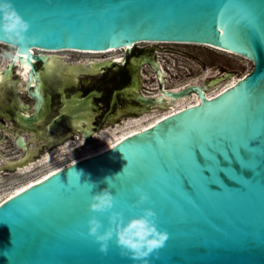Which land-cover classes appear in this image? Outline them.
Returning a JSON list of instances; mask_svg holds the SVG:
<instances>
[{"label": "water", "instance_id": "95a60500", "mask_svg": "<svg viewBox=\"0 0 264 264\" xmlns=\"http://www.w3.org/2000/svg\"><path fill=\"white\" fill-rule=\"evenodd\" d=\"M12 3L34 38L18 57L34 79L31 60L44 56L32 50L128 51L142 41L210 44L248 58L252 68L210 97L193 84L175 92L191 89L200 99L3 201L0 264H139L122 258L114 241L101 254L87 235V219L95 216L107 226L108 216L88 210V183L97 192L109 187L107 178L112 211L139 215L132 204L143 192L148 200L141 207L154 211L157 229L168 234L149 264H264V0ZM27 91L39 99L37 91ZM19 119L29 123L32 117ZM46 134L34 139L46 140ZM91 134L83 130L78 147L90 143ZM14 135V143L28 150L24 137Z\"/></svg>", "mask_w": 264, "mask_h": 264}, {"label": "flooded vegetation", "instance_id": "af4514ba", "mask_svg": "<svg viewBox=\"0 0 264 264\" xmlns=\"http://www.w3.org/2000/svg\"><path fill=\"white\" fill-rule=\"evenodd\" d=\"M35 54L46 55L45 51H35ZM104 56L96 58L57 54L43 60L32 59L37 74V79L32 84L29 83L28 73L24 79L16 69L17 64H13L11 71L15 78L5 77L0 86V124L3 127L0 130L47 133L49 130L56 132L57 128H62L64 134H59L58 139L48 138L47 141L44 140L42 147H38L42 153L75 137L71 132L81 135L85 129L95 131L114 128L124 121L140 119L145 115L150 118L158 114L164 117L188 106L173 110L177 101H186L189 97L197 98L198 101L200 99L191 89L186 90L182 96L174 95L175 92L199 83L204 86L203 92L209 93V87L220 85L221 81L226 80L225 66L211 68L200 57L172 46L135 45L117 56ZM177 56H184L191 62L184 65ZM205 69H209L212 74L201 80L199 76ZM29 71L33 77V71L30 68ZM178 71L184 73V77ZM195 77L200 81H196ZM177 85L180 86L178 89ZM29 88L37 91L39 99L28 93ZM5 98L8 105L2 103ZM71 106L79 108L75 115H71ZM21 114L31 116L32 120L29 123L20 122ZM38 149L33 155H39Z\"/></svg>", "mask_w": 264, "mask_h": 264}, {"label": "clouds", "instance_id": "9594fccd", "mask_svg": "<svg viewBox=\"0 0 264 264\" xmlns=\"http://www.w3.org/2000/svg\"><path fill=\"white\" fill-rule=\"evenodd\" d=\"M29 28V23L18 13L12 0H0V42H7L9 49L0 53V59L16 61L24 55L25 49L34 39L27 35ZM110 179H106L109 187L97 192L92 191L95 185L88 183L89 191L92 192L88 210L92 213L107 212L108 216L107 226L95 216L87 219V235L93 238L98 245L97 250L103 255L108 253L109 242L114 241L122 258L149 264L148 258L165 245L168 234L157 229L154 223L156 213L150 208L141 207L148 196L139 192V189L138 199L132 204V207L139 210V215L125 218L121 211H112L115 197L111 191Z\"/></svg>", "mask_w": 264, "mask_h": 264}, {"label": "bare ground", "instance_id": "6f19581e", "mask_svg": "<svg viewBox=\"0 0 264 264\" xmlns=\"http://www.w3.org/2000/svg\"><path fill=\"white\" fill-rule=\"evenodd\" d=\"M1 45H5L7 46V43L4 42H0ZM146 45V44H183V45H198V46H204V47H208L211 48L212 50L215 51H220V52H224V53H228V54H232V55H238L243 57L242 55H239L237 53H234L232 51L220 48V47H216L210 44H199V43H191V42H178V41H142V42H138L135 45ZM135 45L133 47H129L128 50H131L132 48L135 47ZM6 50V49H5ZM9 49L7 48V51ZM126 50L125 48H118V49H108V50H103V51H90V50H41V49H35V51H45L46 55L44 56V59H46L47 57H52L53 55H57V54H61V55H68L69 53H77L79 55H83V56H104V55H115L117 56L118 53H120L121 51ZM34 50H32L33 53H35ZM2 53V52H1ZM43 53V52H42ZM69 56V55H68ZM105 57V56H104ZM49 58V59H50ZM63 58V57H62ZM82 58V57H81ZM86 58V57H85ZM82 58V59H85ZM91 58V57H90ZM89 58V59H90ZM95 58V57H94ZM95 58V59H96ZM246 58V57H244ZM80 59V57H79ZM248 59V58H246ZM94 60V59H93ZM102 60V59H101ZM249 60V59H248ZM46 61V60H44ZM65 61V60H64ZM96 61V60H95ZM82 62V60H81ZM15 66V64H17V71L20 72V74L22 75V77L25 79L27 78V73L29 71V65L25 62L24 57H22L21 59L17 58L16 61H8V60H0V86L4 80L5 77H9L10 79L13 76V73L11 71L12 66ZM28 66V71H25V68L23 67L24 65ZM14 70V69H13ZM39 71V70H38ZM31 72V71H30ZM164 73V72H163ZM165 74V73H164ZM211 71H208L207 69L204 70V72L202 73V76L199 77L201 80H205L207 77L209 78V76L211 75ZM214 74V73H213ZM68 75V74H67ZM20 77V76H19ZM243 77V76H241ZM241 77H234V75H232L231 77L228 78V80L222 82L220 85L217 86H211L208 88V92L206 93L204 92V94L207 97H210L212 95L217 94L218 92H220L221 90H223L224 88L228 87L229 85H231L232 83H234L238 78ZM31 76V78H29V83H34V78ZM64 79V76L62 77ZM67 78V77H66ZM69 78V77H68ZM164 78V77H163ZM198 78V77H196ZM196 81H200L199 79H196ZM226 78V76H225ZM227 79V78H226ZM19 80V79H18ZM27 80V79H26ZM194 80V81H195ZM164 81V80H163ZM193 81V82H194ZM195 81V82H196ZM21 82V80H20ZM26 82V81H25ZM36 82V81H35ZM73 82V81H72ZM75 82V80H74ZM187 82V81H186ZM190 82V81H189ZM188 82V83H189ZM184 83V82H183ZM187 83V84H188ZM67 84V83H66ZM210 84V83H209ZM35 85V84H34ZM61 85V83H60ZM193 85H197V86H201L199 85V83H194ZM182 86V85H181ZM25 87V86H23ZM174 87V86H173ZM176 87V86H175ZM180 86L177 85L176 89H178ZM204 86H201L200 88L203 89ZM1 88V87H0ZM22 89V88H21ZM174 89V88H173ZM205 89V88H204ZM203 91V90H202ZM164 92V91H163ZM163 95V94H162ZM6 100V99H5ZM3 100V101H5ZM195 101V102H194ZM198 100L197 98H192L189 97L186 101L183 100H179L176 103H174V107L173 110L176 108H180L186 105H191L193 103H197ZM4 103V102H2ZM8 105V104H7ZM26 105V104H25ZM13 108V107H12ZM11 109V108H10ZM181 109V108H180ZM3 112V111H2ZM5 112V111H4ZM16 114V113H15ZM11 115V114H10ZM12 116V115H11ZM9 116V117H11ZM166 116V115H165ZM160 117L162 116H158L154 115L151 118L149 117V115H145L143 118L140 119H133V120H129V121H124L122 123V125H118L115 126L114 128H103L100 130H96V132L93 130L92 131V139L90 141V143H86L84 144V147L81 148L78 152L76 153H71L74 154L73 156H69L66 155L68 157H65L62 153L65 149H73L76 146H79L81 143H83V138H82V134L79 136L77 133L75 134L76 138L75 140H67L65 141L63 144H61L60 146H57L56 148L52 149V150H45L44 152H42L41 156H39L38 158H33L32 160H29L28 158L31 156V153L34 151V147H30V141L23 133H18L21 134L25 141L28 144V150H23L22 154H17L15 157H7V160H4V164L1 163L0 164V170L1 168H12V166H9L10 164H16L17 165V170L19 172H23L25 171H29V169H31L34 166V163H47L45 164V168L46 169H41V172L37 173L35 176L33 177H29L28 179L24 180L23 182H20L19 184H15L13 185L10 189H7V192L3 191L4 195L2 196L0 193V204L5 201L6 199H8L9 197H11L12 195L18 193L21 191V189H25L27 186L32 185L33 183L40 181L41 179H43L44 177H46L47 175L51 174L52 172L58 170L59 168L63 167L66 164H69L71 162H74L78 159H82L86 156L98 153L108 147H110L111 145H113L114 143H116L118 140H120L121 138L125 137L126 135H130L144 127H148L150 125H152L154 122H156ZM17 118V116H16ZM150 118V119H149ZM163 118V117H162ZM38 119V118H37ZM161 119V118H160ZM34 122V121H32ZM41 122V121H40ZM15 123V122H14ZM20 124V123H19ZM5 125V124H4ZM34 125V123H33ZM17 126V124H16ZM14 127V126H13ZM23 127V125H22ZM30 127V126H29ZM37 127V126H34ZM68 127V126H67ZM19 128V127H18ZM21 128V127H20ZM7 129V128H6ZM10 129V128H9ZM21 131V130H18ZM50 131V130H49ZM47 132V134L45 135L46 137V141L48 138H52L53 139H58L59 134L62 135L64 134V131H60V132ZM72 131V130H71ZM4 132V131H3ZM24 132V131H23ZM33 132V131H32ZM46 132V131H45ZM70 133V132H68ZM72 133V132H71ZM66 134V133H65ZM29 135V133H28ZM32 136V135H31ZM13 138H15V135L13 136ZM32 138V137H31ZM39 139V138H38ZM42 143V142H41ZM16 145V144H15ZM32 145V144H31ZM16 147L18 149H21L20 147H18L16 145ZM71 148V149H70ZM45 149V148H44ZM41 152V151H40ZM37 155V154H36ZM61 156V157H60ZM1 160V159H0ZM52 160H54L53 162H51ZM2 161V160H1ZM4 165V167H3ZM8 165V166H7ZM29 168V169H28Z\"/></svg>", "mask_w": 264, "mask_h": 264}, {"label": "rangeland", "instance_id": "374dc122", "mask_svg": "<svg viewBox=\"0 0 264 264\" xmlns=\"http://www.w3.org/2000/svg\"><path fill=\"white\" fill-rule=\"evenodd\" d=\"M146 45H149V44H146ZM153 45H156L159 47H161V46H172V47H177L179 49L186 50V51L192 53L194 56L200 57L202 60L205 61V64L209 65L211 68H216V66H218V67L225 66L226 71L232 73L234 75V77L235 76L241 77V76L247 74L252 68V62L250 60L244 58V57H241L238 55H232V54H228V53H224V52H220V51H215V50H212L211 48L204 47V46L183 45V44H164V45L163 44H153ZM3 51H7V46L0 44V53ZM68 55H77V53H75V54L69 53ZM177 57L180 60V62H182L184 65H187L188 63L191 62L190 59H188L184 56H177ZM0 60H3V59H0ZM191 64L193 65L194 63H191ZM207 70L210 71L209 69H207ZM178 74L180 76L184 77L183 76L184 73H182L181 71H178ZM201 76H202V74H200L199 77H201ZM12 77L15 78V76H12ZM226 80H228V78ZM226 80H224V81H226ZM224 81H221V82H224ZM20 97L23 98L22 95H20ZM5 99H3V100H5ZM23 99L26 100L25 98H23ZM3 102H4L3 103L4 105H6L8 103L7 99ZM70 111H72L71 115H75V113H77L79 111V108L76 106H71ZM20 132L23 133L29 140L32 139L30 141L31 143L29 144L31 148L32 147L36 148V143H38L37 145H41L40 147H42V144L44 143V139L43 138H39L36 140L34 139L36 137L34 134L37 132L26 131V130H21V131L16 130V131H12V133H11L10 131L5 130L3 132L0 130V159L2 160V161L0 160V164L1 163L4 164V160H7L6 159L7 157H14L17 154L20 155L23 153L22 149H18L16 147V145L14 143V138H13L15 133H20ZM95 132H96V130H95ZM28 133H29V135H28ZM38 133H40V131H38ZM72 133L76 134V132H72ZM77 134L79 135V133H77ZM70 138L71 139L68 138L65 141L75 140L76 136H75V138L74 137H70ZM64 142L59 143V145H56L54 148H56L57 146H60ZM83 147H80L78 149H71L70 148L71 150L65 149L62 154L65 157H68L66 155L73 156L74 154H71V153H76ZM40 150L41 149L39 148L37 151L39 153V155H33L32 159L38 158L39 156H41L42 153L40 152ZM53 161L54 160H52L51 162H53ZM45 164H48V162L47 163H41V164L34 163V166L31 169L28 168L29 171L24 170L23 172H19L17 170L16 164H10L9 165V166H12V168H16V170L9 169V168L6 169V167H5V169L0 171V193H1V195L3 196L4 195L3 191L6 190L5 192H7V189H10L13 185L19 184L20 182H23L24 180L28 179L29 177L35 176L37 173L41 172V169H46L44 167ZM3 167H4V165H3Z\"/></svg>", "mask_w": 264, "mask_h": 264}, {"label": "snow or ice", "instance_id": "6c2138e0", "mask_svg": "<svg viewBox=\"0 0 264 264\" xmlns=\"http://www.w3.org/2000/svg\"><path fill=\"white\" fill-rule=\"evenodd\" d=\"M23 67L25 68V71H28V66L26 64ZM21 191H23V189H21Z\"/></svg>", "mask_w": 264, "mask_h": 264}]
</instances>
